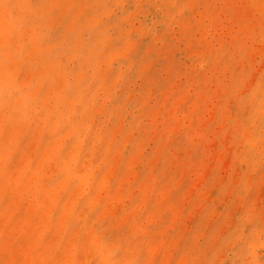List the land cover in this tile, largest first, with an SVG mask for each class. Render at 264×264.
Instances as JSON below:
<instances>
[{"label": "rangeland", "instance_id": "374dc122", "mask_svg": "<svg viewBox=\"0 0 264 264\" xmlns=\"http://www.w3.org/2000/svg\"><path fill=\"white\" fill-rule=\"evenodd\" d=\"M0 264H264V0H0Z\"/></svg>", "mask_w": 264, "mask_h": 264}]
</instances>
